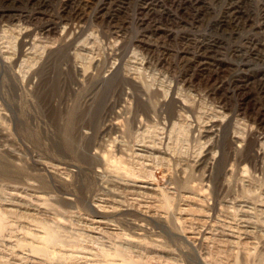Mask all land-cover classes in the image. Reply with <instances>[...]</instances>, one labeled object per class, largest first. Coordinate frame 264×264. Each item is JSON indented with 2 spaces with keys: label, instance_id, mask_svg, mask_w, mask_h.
Segmentation results:
<instances>
[{
  "label": "rangeland",
  "instance_id": "1",
  "mask_svg": "<svg viewBox=\"0 0 264 264\" xmlns=\"http://www.w3.org/2000/svg\"><path fill=\"white\" fill-rule=\"evenodd\" d=\"M72 1L0 0V264H264V0Z\"/></svg>",
  "mask_w": 264,
  "mask_h": 264
},
{
  "label": "bare ground",
  "instance_id": "2",
  "mask_svg": "<svg viewBox=\"0 0 264 264\" xmlns=\"http://www.w3.org/2000/svg\"><path fill=\"white\" fill-rule=\"evenodd\" d=\"M116 2L117 0H107L105 3H103L99 7L97 15L102 19L103 22L108 23L112 29L122 31L129 27L130 22L123 21L124 17L123 16L121 17L122 13L120 11H118L117 14H111V10L113 9V7H115ZM80 4H81V1H79V3L73 2L69 5V7L70 6L72 7L71 10L74 9V14H76L74 18L76 19L83 18V15L79 13L80 12L79 8H81ZM91 4L92 3H88L86 7L90 6ZM158 8H159V5H155V3L153 4L150 3V4L143 5L140 10V16L136 22V25L137 27L140 28L141 34L144 35V38L147 41V42H144L143 44L144 45L146 44L148 47L155 46L157 48H162L163 50L168 51L169 54H166L164 51H162V53H164L163 55L169 58L172 57L173 59L177 60L179 65H182V66L188 65V66L194 67L196 70L198 69L201 73V77L203 78H205L206 75L212 71L215 72L214 74H216V76L218 75L217 72L222 73L221 64H219V62L217 61L216 56H214L211 52H208V49L202 45H194V44L188 43L189 47L194 46L196 48L194 50L199 52L200 54L199 56L195 55L196 53L192 54L188 52L187 50L185 51L180 50L181 52L178 50L176 52L169 50L168 37L170 36L169 33L171 32L170 28L174 27L175 17L169 13H165V11H161V10L159 11ZM58 26H59V22L54 21V23L51 24V20H50L45 23L42 32H44L46 36L52 35L54 31L57 30ZM159 35L160 36L163 35V36L158 38ZM161 39H164V42L161 41ZM160 41L163 42L162 45ZM251 46L255 47L256 44L252 43ZM171 52H172V55H170ZM149 53L151 52H148V54ZM134 63L135 61L133 62V64ZM214 76L209 77L212 83L213 82L215 83L217 79ZM185 82L187 83L188 81H185ZM96 224L99 226H102L104 223H102L101 221H97Z\"/></svg>",
  "mask_w": 264,
  "mask_h": 264
}]
</instances>
